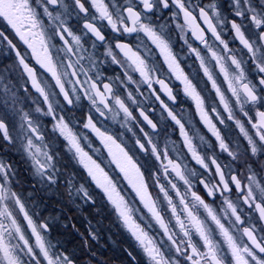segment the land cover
Segmentation results:
<instances>
[{
  "label": "snow or ice",
  "instance_id": "snow-or-ice-1",
  "mask_svg": "<svg viewBox=\"0 0 264 264\" xmlns=\"http://www.w3.org/2000/svg\"><path fill=\"white\" fill-rule=\"evenodd\" d=\"M0 21V264H92L97 197L131 264H264V0H0Z\"/></svg>",
  "mask_w": 264,
  "mask_h": 264
},
{
  "label": "flooded vegetation",
  "instance_id": "flooded-vegetation-1",
  "mask_svg": "<svg viewBox=\"0 0 264 264\" xmlns=\"http://www.w3.org/2000/svg\"><path fill=\"white\" fill-rule=\"evenodd\" d=\"M5 27H6V25L2 21H0V29H3ZM5 63H10V61H5ZM189 63H192V62L189 61ZM183 106L185 108H190L191 104L186 103ZM172 138L176 139L175 136H173ZM94 146L100 147L98 142H95ZM103 160L105 163H107V157L106 156L103 157ZM21 172L22 173L24 172L23 167H21ZM122 187H123V185H122ZM97 200H99V202H100V205H99L100 211H99V213H97V216H96L95 209L89 208L91 206L86 207L84 212L86 213L88 219L91 220L93 224H96L98 229H99V234L101 237L99 242H98V243H101V249L99 250V253H98L99 261L102 260L105 256H108L110 258V264H131V261H130L129 257L127 256L125 249L132 250V248H133L132 241L130 240L128 234L115 221V219H114L113 215L111 214V212L109 211V209L102 203V197H97ZM57 204L58 203H55V205H57ZM107 213H108V216H107ZM45 214L46 213H42V215H45ZM106 217H109L110 219H107ZM98 221H99V223H97ZM72 222H74V220ZM83 226L84 227L81 229V232H84V229L86 227V222L84 220V217H83ZM59 228L63 229L60 225H57L56 228L53 230V236L54 237H57V234H60V233H58ZM123 232L126 233L124 245H121L120 247H118L116 250H113V251L108 250L106 247V242L116 241L115 235L116 234L117 235L122 234ZM70 233L73 234V237L80 239V237L78 235H76L74 232L71 231ZM64 237H66L65 234L62 235V238H64ZM62 241L65 244V243H67L66 241H68V239L62 240ZM94 243H97V242H94ZM65 247L67 248V244H65ZM86 249H88V248H86ZM116 253L118 254V256L120 258L119 262L113 258L114 254H116ZM89 258L90 257L87 253V255H85L84 261H87Z\"/></svg>",
  "mask_w": 264,
  "mask_h": 264
},
{
  "label": "bare ground",
  "instance_id": "bare-ground-1",
  "mask_svg": "<svg viewBox=\"0 0 264 264\" xmlns=\"http://www.w3.org/2000/svg\"><path fill=\"white\" fill-rule=\"evenodd\" d=\"M46 202L49 205V212H54L52 205L55 203H58V201H56L55 198H53L52 201L46 200ZM99 205H100V202H99V200H97L96 207L99 208ZM56 206L59 207L60 206L59 203ZM64 207L67 211V216L71 217L72 221L74 220V223H76L77 227L80 228V231H81V229L84 227L83 226V216L76 213L75 209L69 208L66 204L64 205ZM89 208H92V207H89ZM47 214H49V213H46L45 215H47ZM85 215H86V213H85ZM96 216H97V212H96ZM107 216H108V213H107ZM106 218L110 219L109 217H106ZM62 219H65V217L62 216ZM58 230H59L58 233H60L61 235L57 234V237H55V238L60 239V240L68 239V241H66L67 243H65V244H67V248H69V250L71 252H73L80 259L81 262H83L85 260V255H87L89 248H90L91 252L95 253L96 257L98 258V253H99V250L101 249V243H94V242L90 241L89 242V248L86 249L83 246L80 247V245H82L83 242L79 238L73 237V234L70 233L71 232L70 228L67 230L64 228L63 229L59 228ZM63 234H65L66 237L62 238ZM125 236H126V233H124V232L122 234H118V235L116 234L115 235L116 241L106 242L107 249L110 251H113V250H116L121 245H124ZM73 249H78V250H73ZM113 258L115 260H117L118 262L120 261V258H119L117 253L114 254ZM102 260L105 261L106 264H110V258L108 256H105ZM92 264H99V259H94L92 261Z\"/></svg>",
  "mask_w": 264,
  "mask_h": 264
},
{
  "label": "rangeland",
  "instance_id": "rangeland-1",
  "mask_svg": "<svg viewBox=\"0 0 264 264\" xmlns=\"http://www.w3.org/2000/svg\"><path fill=\"white\" fill-rule=\"evenodd\" d=\"M80 247H82V245H80ZM74 250H78V249H74Z\"/></svg>",
  "mask_w": 264,
  "mask_h": 264
}]
</instances>
